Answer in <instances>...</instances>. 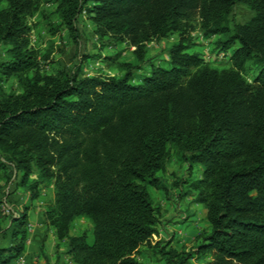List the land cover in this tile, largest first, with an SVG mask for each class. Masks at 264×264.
<instances>
[{
	"label": "trees",
	"instance_id": "16d2710c",
	"mask_svg": "<svg viewBox=\"0 0 264 264\" xmlns=\"http://www.w3.org/2000/svg\"><path fill=\"white\" fill-rule=\"evenodd\" d=\"M56 13L76 37L86 12L100 38L135 46L134 61H117L119 75H43L31 46L29 18L42 0H0V44L8 59L0 79H16L20 92L0 93V171L22 176L17 188L30 201L53 183L43 216L59 241L69 242L73 264H143L142 246L166 264H264V0H54ZM5 6L2 7L1 4ZM255 14L231 23L237 4ZM60 25H51L55 34ZM219 37L233 48L230 66L217 68L191 52V33ZM172 34L164 65L150 64L147 44ZM149 63L150 72L133 84ZM258 67L253 82L243 74ZM204 166L191 184L207 210L209 229L198 250H178L159 233L150 186H159L172 155ZM36 174L37 177H33ZM4 187L0 184V205ZM19 209V208H18ZM30 203L10 218L0 236V264L24 250ZM79 219L92 234L71 235Z\"/></svg>",
	"mask_w": 264,
	"mask_h": 264
},
{
	"label": "rangeland",
	"instance_id": "374dc122",
	"mask_svg": "<svg viewBox=\"0 0 264 264\" xmlns=\"http://www.w3.org/2000/svg\"><path fill=\"white\" fill-rule=\"evenodd\" d=\"M5 6L4 3L1 4ZM57 4L54 0H42L40 12L29 18L31 26L30 43L39 53L40 71L43 75H59L60 73L80 71V76L93 75H119L121 72L116 67L117 61H134L135 46L128 41L118 42L108 36L100 38L95 33V25L89 15L83 12L77 20V34L74 37L70 31L61 25V19L56 13ZM254 12L245 4H237L230 14V22L244 24L253 16ZM51 25H60V29L53 34ZM193 46L191 52L198 53L204 62L217 68L230 66V57L233 51L221 50L216 42L219 37L205 38L200 31L191 33ZM178 40L177 34L160 41L147 44L146 55L153 65H164L168 59V48ZM8 55L6 47L0 44V62L6 61ZM150 72L149 63L136 71L132 80L133 84H139L145 75ZM258 73V67L252 63L246 65L243 74L250 82L254 81ZM20 92L16 79H8L5 76L0 79V93ZM204 166L200 163L190 168V163L180 160L172 155L167 168L160 176L159 186H150L155 206L158 209L159 233L152 238V244L165 241L168 246L178 250L197 251L196 241L198 236L209 229L206 207L195 201L196 192L191 186L194 181L201 178ZM22 173L11 167L0 171V184L3 185L2 204L0 205V227H9L12 216H19L23 206L16 203L13 195L20 191L17 188ZM33 177H37L36 174ZM53 183H44L39 186L40 196L35 201L44 211L46 205L53 199ZM28 194V193H27ZM31 202V201H30ZM19 208V209H18ZM9 209V210H8ZM29 214V211H28ZM27 215V221H28ZM33 225L28 226L32 230ZM72 233L87 232L92 234V225L85 219L77 220L71 228ZM196 236V238H195ZM7 238L0 236V244L7 243ZM27 241V239H26ZM25 241V243H26ZM157 249L148 245L142 246L138 259L143 264H166V260ZM207 257L191 259L190 264H206Z\"/></svg>",
	"mask_w": 264,
	"mask_h": 264
},
{
	"label": "crops",
	"instance_id": "0c3cea01",
	"mask_svg": "<svg viewBox=\"0 0 264 264\" xmlns=\"http://www.w3.org/2000/svg\"><path fill=\"white\" fill-rule=\"evenodd\" d=\"M19 192V190L16 191L13 197L19 206L30 203L27 229L29 225H33V227L27 232V241L23 252L9 264H73L72 258L68 254L69 242L67 240L59 241L43 216V208L39 207L35 201L30 202L29 194L25 193L21 197ZM71 235L78 234L72 233L71 230Z\"/></svg>",
	"mask_w": 264,
	"mask_h": 264
},
{
	"label": "built area",
	"instance_id": "2783aa9c",
	"mask_svg": "<svg viewBox=\"0 0 264 264\" xmlns=\"http://www.w3.org/2000/svg\"><path fill=\"white\" fill-rule=\"evenodd\" d=\"M9 210V209H8Z\"/></svg>",
	"mask_w": 264,
	"mask_h": 264
}]
</instances>
